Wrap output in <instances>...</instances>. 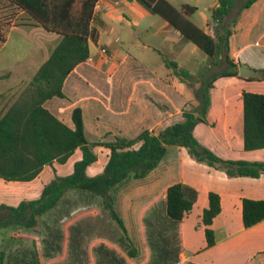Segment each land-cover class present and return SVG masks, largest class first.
Segmentation results:
<instances>
[{"label":"crops","instance_id":"0c3cea01","mask_svg":"<svg viewBox=\"0 0 264 264\" xmlns=\"http://www.w3.org/2000/svg\"><path fill=\"white\" fill-rule=\"evenodd\" d=\"M165 1L177 10L184 5L195 7L196 11L187 16L188 20L211 38L225 33L236 22L234 29L237 34L230 37L229 52L223 54L225 58L234 59L238 74L219 77L213 82L206 123L196 125L194 136L202 146L224 160L264 161V149L244 150L242 100L244 92L264 94V78L261 77L264 71V0L243 12L240 11L243 0H234L231 13L220 23L211 20L212 12L219 6L218 0ZM239 1L242 2L240 5ZM1 3L6 10H16L9 3ZM201 10L204 22L197 19ZM9 22H12L11 18ZM90 27L97 33L95 41L88 40L93 62L78 64L64 80V97H53L43 106L71 129H74L73 110L80 108L85 136L91 143L113 142L116 137L133 139L144 130L157 134L182 121L183 111L197 105L195 90L200 82L224 70L221 67L223 54L218 56L217 63H208L200 49L138 0H97ZM13 32L25 35L35 44L24 28L11 26L5 32L4 42H0V49ZM58 40L54 37L50 45L41 49V65ZM101 47L107 48L108 57L101 55ZM24 59L25 55L18 56L17 61ZM166 62H174L178 69L188 71L191 79H179L167 68ZM241 66L257 71L259 75L254 80L243 78L239 76ZM2 75L10 76L5 70H0V79ZM28 82H21V90ZM19 87L7 88L0 93V114L21 92L14 95L13 91ZM169 150L170 156L167 155ZM94 152L97 161L87 168L88 176L102 173L110 153L105 147H95ZM190 158L185 148L169 146L163 160L151 171L156 177L165 178L166 174L155 203L166 207L167 188L176 183L188 185L198 192L191 212L178 225L181 247L178 264H264V221L247 229L242 223V200H264V187L256 186L264 184V174L259 178H230L208 166L205 175L208 186L201 190L197 177L186 175L185 163L194 167ZM80 159L81 153L76 150L65 164L54 163L44 167L32 181L4 182L0 179V184L13 186L11 190H5L12 197L36 199L53 179L54 171L58 176L70 175L74 163ZM210 192L220 196L221 204L220 214L211 226L215 245L204 249L205 242L202 248L192 250L188 256L185 220L200 202L197 227L204 233L201 217L203 209L208 207ZM232 215L238 217L235 226L232 225Z\"/></svg>","mask_w":264,"mask_h":264},{"label":"trees","instance_id":"16d2710c","mask_svg":"<svg viewBox=\"0 0 264 264\" xmlns=\"http://www.w3.org/2000/svg\"><path fill=\"white\" fill-rule=\"evenodd\" d=\"M152 12L167 21L184 38L194 44L209 58L229 52V39L236 35V22L225 33L211 38L192 24L187 16L195 7L184 5L175 9L165 0H138ZM261 0H243L240 11L251 8ZM14 9L23 11L39 37L27 35L37 46L44 49L54 37L59 40L50 55L38 68L32 79L17 97L0 114V179L4 182H29L34 180L46 166L65 164L79 150L81 159L76 161L73 171L67 176H58L47 183L36 199L22 200L17 206H0V229L16 227L32 230L39 218L54 209L70 190H83L102 198V205L112 220L124 232L122 220L114 210L111 190L127 177L145 178L166 155L167 147L185 148L188 155L199 163L224 172L228 177L259 178L264 174V161L224 160L202 146L194 136V128L206 123L210 107V89L219 77L238 74L233 58L226 56V68L201 81L195 90L197 105L184 110L182 121L157 134L142 131L133 139L116 137L113 142H89L84 132L82 111L75 108L72 113L74 129L67 127L43 105L53 98H63L62 86L65 78L89 55L88 40L95 41L97 33L90 27L97 0H0ZM219 6L212 12L211 20L220 23L232 11L234 0H218ZM12 19V18H11ZM0 42H4V37ZM218 60V59H217ZM217 60L214 62L217 63ZM175 76L182 81L191 79L188 71L178 69L174 62H166ZM264 78V71H262ZM256 78H250L254 80ZM191 85V84H190ZM243 100V144L245 151L264 149V94L244 92ZM138 145L137 148L134 146ZM95 147H105L109 157L102 173L88 176L87 168L97 161ZM198 192L185 184L176 183L167 188L166 215L170 222L178 225L189 214ZM220 196L208 195V207L201 217L206 246L215 245L213 220L220 214ZM264 221V200H242V223L251 228ZM4 253L0 251V264H4Z\"/></svg>","mask_w":264,"mask_h":264},{"label":"rangeland","instance_id":"374dc122","mask_svg":"<svg viewBox=\"0 0 264 264\" xmlns=\"http://www.w3.org/2000/svg\"><path fill=\"white\" fill-rule=\"evenodd\" d=\"M198 15L197 19L204 22L203 10ZM31 24L25 14L6 10L0 3V40L11 26L24 28L26 34L39 37ZM23 55L25 59L18 62V56ZM201 55L207 57L208 63L218 59L209 58L203 52ZM41 58L40 47L19 32L11 33L0 49V70L10 74L1 76L0 93L20 86L13 91L14 95L18 94L23 87L21 82L32 79L42 63ZM221 67L226 68L225 54ZM167 155L170 156V150ZM192 163L194 167L185 163L186 175H195L203 190L208 186L205 177L208 166L194 159ZM165 178L151 172L143 179L129 176L111 190L114 210L124 224V232L104 210L101 197L83 190H70L54 209L39 218L36 228L0 229L4 264H178L179 229L168 219L166 207L154 201ZM256 186L264 187V184ZM12 188L9 183L0 184V206H15L24 199L8 195L6 191ZM199 211L200 202L185 220L188 256L206 242L204 233L197 227ZM231 221L235 226L238 217L232 215Z\"/></svg>","mask_w":264,"mask_h":264},{"label":"water","instance_id":"95a60500","mask_svg":"<svg viewBox=\"0 0 264 264\" xmlns=\"http://www.w3.org/2000/svg\"><path fill=\"white\" fill-rule=\"evenodd\" d=\"M259 73L257 71H254L252 69H249L247 67H239V76L243 78H254L257 77Z\"/></svg>","mask_w":264,"mask_h":264},{"label":"built area","instance_id":"2783aa9c","mask_svg":"<svg viewBox=\"0 0 264 264\" xmlns=\"http://www.w3.org/2000/svg\"><path fill=\"white\" fill-rule=\"evenodd\" d=\"M99 52L103 57H108L109 52L106 47H101ZM85 63H92L93 62V57L91 55H88L87 58L84 60Z\"/></svg>","mask_w":264,"mask_h":264}]
</instances>
